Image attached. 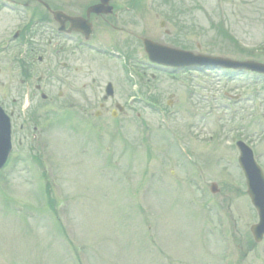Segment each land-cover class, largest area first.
I'll return each instance as SVG.
<instances>
[{"label":"rangeland","instance_id":"374dc122","mask_svg":"<svg viewBox=\"0 0 264 264\" xmlns=\"http://www.w3.org/2000/svg\"><path fill=\"white\" fill-rule=\"evenodd\" d=\"M53 1L77 13L96 0ZM131 1L142 16L133 34L264 63V0ZM14 8H0V38L39 15ZM115 36L101 29L95 47L82 45L50 95L34 89L46 60L29 88L0 65L13 145L0 172V264H264L235 146L246 143L264 173V78L152 68L138 39L118 47ZM119 53L134 62L126 71L107 56ZM107 83L114 97L100 111Z\"/></svg>","mask_w":264,"mask_h":264},{"label":"flooded vegetation","instance_id":"af4514ba","mask_svg":"<svg viewBox=\"0 0 264 264\" xmlns=\"http://www.w3.org/2000/svg\"><path fill=\"white\" fill-rule=\"evenodd\" d=\"M98 2L99 0H96L91 4H96ZM7 3H5V0H0V8L7 7L10 11H13V13L15 12V14L18 12L15 8L13 9V7L20 6V4L23 9L34 8L33 11L39 10L38 16H30L28 23H24L20 29L18 27L16 32L12 33L10 37L0 38V65L4 66V71H6L8 75L13 73V76L18 77L20 82L22 81L26 85H28L27 80H30L36 72L35 64H42L47 61L45 64L47 69L43 74L40 73L41 76L37 77L38 83L34 85L35 92L40 91L41 85L39 83H43L44 87H47V93L50 95L52 91V80L55 78L63 80L60 73L66 72L71 65L78 60L76 57H73L78 56L77 50L82 52V45L95 47L92 43H94V39L101 29L105 31L110 30L117 34V36L112 39L117 42L118 47L130 46L132 37L140 41V36L133 34L130 26L133 17L140 16L141 18L142 16L140 15L141 13L134 11V9L138 7V4L135 2L133 3L131 0H110L109 6L112 8L110 14H90L88 16L86 14V8L77 13H73L65 9L63 10L59 5H55L53 0H47V2L27 0V2L25 1L23 3L11 0ZM44 4H46L47 7ZM56 11L86 21L85 24H88V28L91 30L90 36L87 38L82 33L77 32L76 29L81 28L80 22L71 25L68 21L62 23L55 21L53 12ZM30 12L35 13L32 11ZM164 34L170 36V31L165 29ZM36 36H41L43 41L35 43L34 38ZM159 40L161 42L163 38ZM69 42H72V44ZM171 44L172 43H168V45L172 46ZM128 56L125 53L123 56L124 62ZM59 60L62 61L60 62ZM57 72L60 73L57 74ZM57 97L58 99L62 97L61 91L57 92ZM98 108H100V111L104 110L105 102L99 103ZM119 112L123 114L125 108H119Z\"/></svg>","mask_w":264,"mask_h":264},{"label":"water","instance_id":"95a60500","mask_svg":"<svg viewBox=\"0 0 264 264\" xmlns=\"http://www.w3.org/2000/svg\"><path fill=\"white\" fill-rule=\"evenodd\" d=\"M100 11V6H92L88 9V13ZM57 20H70L72 18L60 16V13H54ZM62 18V19H61ZM144 50L151 62L171 66L175 68L192 67L200 69L202 67L210 68H228L234 70H250L259 74H264V65L251 61L236 62L233 60L211 57L204 55H194L188 52L168 48L149 40L143 41ZM106 93L112 95L111 85L106 87ZM239 150L238 163L244 173L247 194L252 205L258 214V224L251 227L250 231L256 242H260L264 235V176L260 168L255 164L251 150L243 143L238 142ZM10 124L9 119L0 109V169L4 166L8 153L10 151ZM215 191V186L212 185Z\"/></svg>","mask_w":264,"mask_h":264}]
</instances>
